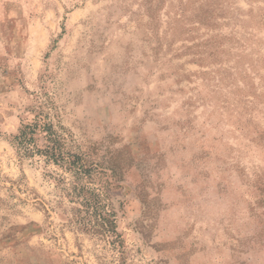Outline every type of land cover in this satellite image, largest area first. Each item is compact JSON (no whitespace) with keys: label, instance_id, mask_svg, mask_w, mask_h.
<instances>
[{"label":"rangeland","instance_id":"rangeland-1","mask_svg":"<svg viewBox=\"0 0 264 264\" xmlns=\"http://www.w3.org/2000/svg\"><path fill=\"white\" fill-rule=\"evenodd\" d=\"M37 111L114 170L121 247L12 142ZM0 264H264V0H0Z\"/></svg>","mask_w":264,"mask_h":264},{"label":"trees","instance_id":"trees-1","mask_svg":"<svg viewBox=\"0 0 264 264\" xmlns=\"http://www.w3.org/2000/svg\"><path fill=\"white\" fill-rule=\"evenodd\" d=\"M41 112L37 111L31 123L18 129L12 142L23 153L44 156L71 174L75 199L69 200L75 205L60 210L66 220L83 233L108 237L110 243L121 247L122 239L116 229L115 210L110 201V190L118 187L114 184L117 181L114 170L94 163L87 153L70 149L65 135Z\"/></svg>","mask_w":264,"mask_h":264}]
</instances>
